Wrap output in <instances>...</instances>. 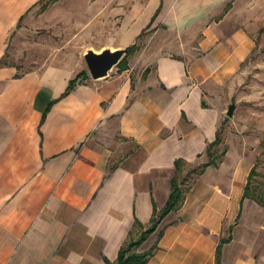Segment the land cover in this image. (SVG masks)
<instances>
[{"label": "crops", "instance_id": "crops-1", "mask_svg": "<svg viewBox=\"0 0 264 264\" xmlns=\"http://www.w3.org/2000/svg\"><path fill=\"white\" fill-rule=\"evenodd\" d=\"M40 1L0 0V61L15 55L19 35L41 28L31 11ZM201 47L190 55L153 48L64 97L75 69L0 65V264L117 259L135 221L149 224L154 205L168 200L176 160L195 162L215 140L207 88L235 71L253 43L242 33H207ZM209 168L218 171L211 165L201 175ZM247 178L198 190L191 182L147 264H217L220 244V264H264V208L244 197Z\"/></svg>", "mask_w": 264, "mask_h": 264}, {"label": "rangeland", "instance_id": "rangeland-1", "mask_svg": "<svg viewBox=\"0 0 264 264\" xmlns=\"http://www.w3.org/2000/svg\"><path fill=\"white\" fill-rule=\"evenodd\" d=\"M33 10L36 23L41 16L38 24L41 28L27 29L19 35L15 55L3 59V63L19 64V72L38 63L60 64L75 69L77 74L88 72L84 53L93 48L91 42L99 48L107 41L126 43L125 46L136 43L135 50L127 56L128 68L129 63H137L138 54L153 48L189 55L200 53L207 33L220 40L242 33L251 40L253 47L239 61L236 70L215 80L205 94L207 106L219 118V139L210 149L218 162L215 166L218 171L209 168L198 178L190 172L209 161L205 150L176 179L179 183L186 180L182 188L187 192L191 182L198 190L204 182L217 179L226 182L232 176L241 180L255 167L257 175L251 187L255 196L264 200V0H41ZM231 103L236 108L228 116ZM178 211L179 208L174 209L163 217L157 229L136 250L142 252L154 246L153 240L158 238L161 228ZM144 231L146 228L134 231L133 238H139Z\"/></svg>", "mask_w": 264, "mask_h": 264}, {"label": "trees", "instance_id": "trees-1", "mask_svg": "<svg viewBox=\"0 0 264 264\" xmlns=\"http://www.w3.org/2000/svg\"><path fill=\"white\" fill-rule=\"evenodd\" d=\"M135 48H136V43H134L130 47L127 54L118 63L117 66L119 67V69H126L127 68V56L130 53H132V51H134ZM1 64H4L3 61H0V65ZM89 75L90 74L88 72H84V71L77 74L74 78H72L69 81V84H68L67 88L65 89V91L62 93L61 97H64L65 95H67L68 93H70L74 89L76 84L81 81V80H79V78L83 77V79H85V78H88ZM52 102L53 101H51L49 103V105ZM49 105L47 106L45 112L43 113L42 120H44V118L46 116V113L49 109ZM218 139H219V137L216 136L215 140L210 142L206 148V152H208V154L210 156L209 161L206 163L200 164L197 168L192 169L190 172L196 173L197 175H201L202 173H204V171L206 170V168L208 166H211V165L217 166L218 165V162H217L215 156L210 152L211 147L216 144ZM224 154H225V152H223L221 154V156ZM186 165H187V163L184 160H182V159L176 160V162H175V174L173 175V177L171 179V192H170V195H169L168 200L166 201L165 205L160 209H158L156 207V205H154L153 215H152V218H151L149 224L144 225L138 220L135 221L133 231L130 232L129 237L124 242V244L121 246L117 259L115 261H109L108 259H106L107 264H147L148 263L149 258L153 254L154 250L157 248V242L154 244V246H152L148 250H145L142 252L137 251L136 246L142 244L147 239V236L157 229L158 224L161 222L163 217H165L168 213H170L174 209L180 208L181 205L183 204V202L185 200V193L186 192L182 188V186L184 185L186 180L183 179L181 181V183H179L176 179V177H177L176 175L178 173L182 172V170H184ZM255 175H257V172L255 170V167H253L248 174L247 183H246L245 190H244V197L253 198L264 206V200L262 201L260 198L256 197L254 192H253V189L251 187L252 179ZM145 228H146V231H144L139 236V238H137V239L133 238L134 231H140V230L145 229ZM162 228L159 231L157 241L160 238V236L162 235V231H163ZM220 257H221V244L217 248V264H220Z\"/></svg>", "mask_w": 264, "mask_h": 264}, {"label": "water", "instance_id": "water-1", "mask_svg": "<svg viewBox=\"0 0 264 264\" xmlns=\"http://www.w3.org/2000/svg\"><path fill=\"white\" fill-rule=\"evenodd\" d=\"M133 44L112 48L104 47L101 50L88 48L84 53V60L88 68V72L93 79L105 78L109 75L110 71L118 65L124 58ZM236 108L235 103H231L227 110V115L232 116Z\"/></svg>", "mask_w": 264, "mask_h": 264}]
</instances>
